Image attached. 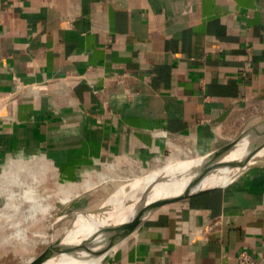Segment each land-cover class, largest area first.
Here are the masks:
<instances>
[{"label": "crops", "instance_id": "0c3cea01", "mask_svg": "<svg viewBox=\"0 0 264 264\" xmlns=\"http://www.w3.org/2000/svg\"><path fill=\"white\" fill-rule=\"evenodd\" d=\"M255 115L264 0H0V264L21 254L7 197H31L11 183L144 173L175 148L220 147ZM41 198L21 205L23 226L41 223L27 221ZM242 250L264 264V162L158 207L100 264H236Z\"/></svg>", "mask_w": 264, "mask_h": 264}, {"label": "rangeland", "instance_id": "374dc122", "mask_svg": "<svg viewBox=\"0 0 264 264\" xmlns=\"http://www.w3.org/2000/svg\"><path fill=\"white\" fill-rule=\"evenodd\" d=\"M253 117V125L264 119V115L260 117L255 115ZM239 135H241V133H239ZM228 142L230 141L228 140L223 145ZM215 149L217 148H213V150ZM213 150L210 149L205 152L192 147L175 148L172 153H167L161 159H158V162L150 171L144 173H139L137 167L132 165H126L125 169L120 170L112 165H108L107 167L102 166L97 171L98 173L96 172L97 175L92 174L89 177L77 181L74 185L68 183L64 185L65 182L63 181H60L58 185V182L54 179L46 181V184L43 183L46 191L42 192L40 196H37L36 193L32 194L33 191L29 193L31 196L29 199H32V203H29V201L24 198L16 199L12 197L13 200L8 201V203L11 205H19L17 207L18 211H11L12 214L14 213V216L10 217L8 215L10 212L5 213L8 215L6 216L7 219H5L12 221L11 225L9 224V229L14 232L13 237H11L9 241L15 244L14 247L19 248L21 254L18 258L10 259L5 263L56 264L63 254L61 251L64 249L61 248H66L71 240L73 241L76 237L79 231L78 225H81L80 221L84 220L82 219L84 215L85 219H87L90 214H92V216L96 213L104 214L120 202L131 201L134 198L137 199L143 195L156 192L158 190V185L151 186V190L148 189L147 194L141 193V191H144L141 189L143 186L142 181L145 176L158 171L160 172L161 170L163 171L168 167L171 160H177L179 163L184 164L188 161L192 162ZM177 161L175 163H177ZM11 185L14 189L23 188V186L16 185V183H11ZM36 187H32V190H36ZM72 187H75L74 191L70 190ZM41 196L46 199V201H44L45 210L39 212L36 206V211H31L27 219V221H33L34 218L38 217L41 223L35 224L33 222L34 224H32L28 221L26 223L28 226H23L21 223V205L23 203L38 205L42 202V200H39V198L42 199ZM60 196L64 203H54V199H59ZM14 223H16L18 227L14 226ZM38 234L40 235L38 236ZM55 243L59 247L50 251L51 245ZM100 263L101 262L89 261L87 264Z\"/></svg>", "mask_w": 264, "mask_h": 264}, {"label": "water", "instance_id": "95a60500", "mask_svg": "<svg viewBox=\"0 0 264 264\" xmlns=\"http://www.w3.org/2000/svg\"><path fill=\"white\" fill-rule=\"evenodd\" d=\"M262 138H264V119L227 144L201 156L204 157L203 171L199 173V178H197V181L193 184H191V182L195 180V176L199 171L196 165L193 168L194 178L180 191L157 190L154 193L143 195L133 201H126L118 206L114 205L104 214L96 213L94 215L95 219L93 218L94 221L85 224L82 231L76 235L72 243L67 247V256L65 257L63 264L73 263L78 259L80 254L88 252L92 245H94L100 238H107V241L111 242L128 230L136 228L151 212L164 204L228 184L241 175L247 168L261 162L260 158L249 159L251 158V152L259 146ZM235 147L238 149V159L236 161H227L223 164L227 154ZM198 160L199 158L194 160L193 163H196ZM226 164L235 168L226 179L215 182L206 181V178L209 177L208 175L211 172ZM128 213L132 214L131 218L125 220L120 219L123 215ZM113 223L114 225H111ZM104 226H106L105 228L111 226L105 230L108 232L107 235L105 233L100 234V230L104 231ZM55 248H58L56 243L51 245L50 251ZM61 249L65 248L62 247Z\"/></svg>", "mask_w": 264, "mask_h": 264}, {"label": "bare ground", "instance_id": "6f19581e", "mask_svg": "<svg viewBox=\"0 0 264 264\" xmlns=\"http://www.w3.org/2000/svg\"><path fill=\"white\" fill-rule=\"evenodd\" d=\"M264 138L261 139V142L259 143V146L256 147V149L254 151L251 152V159H256V158H260L261 162H264ZM238 159V149L237 147H235L234 149H232V151L230 153L227 154L225 160L223 161L226 163L227 161H236ZM204 162V157L199 158V160L196 163H193L188 161L184 164L182 163H175L172 164L171 162L169 163L168 167L165 168L163 171L161 170L160 172H155V173H151L147 176H145V178L143 179V186L141 190V193L143 194H147L148 189L151 190V186L153 185H158L157 188L158 190H169V191H180L182 190L184 187H186L188 185V183L194 178V166L196 165V167H198L197 169H199L197 175L195 176V180L191 182V184H193L195 181H197V178H199V173H201L203 171V164ZM172 164V165H170ZM235 170L234 167L229 166L228 164L223 165L218 167L217 169H215L213 172H211L208 176V178H206L207 182H215V181H222L224 179H226L233 171ZM136 198H134L133 200H135ZM131 200V201H133ZM126 202V201H125ZM124 202H120L119 204L115 205L118 206L120 204H122ZM86 213V212H85ZM132 214L128 213L123 215L120 219L121 220H125L128 218H131ZM75 217V216H74ZM95 216L92 214H90L87 219H85V215H84V220H81L80 223L81 225L79 226V231L77 233V235L80 233V231H82L83 227L85 224L90 223L91 221H94ZM94 218V219H93ZM111 225H114L111 224ZM106 226H104V231L111 226H108L107 228H105ZM135 230V228L128 230L127 232L123 233L122 235H120L118 238H116L113 241H107V238H100L94 245H92V247L90 248V250L88 252H83L82 254H80L78 256V259H76L73 263L71 264H87L89 261H94V262H103L107 257H109L112 252L114 251V249L124 240L126 239L130 234L133 233V231ZM100 234L101 233H105L107 235V231H102L100 230ZM102 237V236H101ZM84 238V237H83ZM56 242V241H55ZM72 243L71 242L68 244V246ZM67 246V247H68ZM59 247V246H58ZM65 248L63 251H61L63 254L61 255V258L58 259L56 264H63V261L65 260V257L67 256L66 252L68 248ZM57 253V252H56Z\"/></svg>", "mask_w": 264, "mask_h": 264}, {"label": "built area", "instance_id": "2783aa9c", "mask_svg": "<svg viewBox=\"0 0 264 264\" xmlns=\"http://www.w3.org/2000/svg\"><path fill=\"white\" fill-rule=\"evenodd\" d=\"M55 181L58 182V185H59L60 181L58 179H56ZM15 183H17V182H15ZM43 183L46 184V181H44V179L40 180V179H37V177H35V178L33 177L30 181H24L23 180V181H20L19 184L18 183L17 184L23 186V188H28L29 190L26 191L27 194H29V193H31L33 191L32 194L36 193V195H37V191L38 190L37 189L36 190H32V187H36V185H37L36 188L41 189L42 191H40V192H44V191H46V189L43 186ZM12 197H15L16 199L17 198L18 199L19 198H24L27 201H29V203H32V199H28L26 197H23L22 192L20 193L18 191H12L11 194L9 193L8 198L12 200ZM37 210H39V209H37ZM41 210L44 211L45 210V206H44L43 209H40V211ZM29 215H30V213H29ZM236 264H253V260H252V258L250 257V255L246 251L242 250L236 256Z\"/></svg>", "mask_w": 264, "mask_h": 264}]
</instances>
